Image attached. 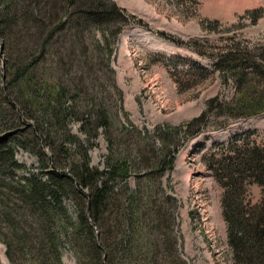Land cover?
Listing matches in <instances>:
<instances>
[{"label": "rangeland", "instance_id": "1", "mask_svg": "<svg viewBox=\"0 0 264 264\" xmlns=\"http://www.w3.org/2000/svg\"><path fill=\"white\" fill-rule=\"evenodd\" d=\"M113 1L135 18L116 40L108 38L109 46L104 45L101 28L94 25L83 26V29L69 27V66L63 82L67 91L65 118L51 121L49 114L45 117L46 123L41 118L40 107L18 108L20 114L33 113L40 119L38 124L49 128L48 143L54 147L45 146L47 140L39 133V143L35 142L33 128L36 124L29 121L27 126L22 125L0 93V115L8 116L0 119V135H9L8 140L11 135L19 137L27 147H16V160L26 169L13 179L18 180L31 172L41 174L39 169L45 164L37 152L42 147L48 156L56 153L54 157H59L62 169L68 171L71 165L76 166L84 160L85 148L89 146L88 161L94 169L102 171L108 169L110 162L126 161L128 187L155 195V200L173 213L169 222L177 239V256L164 255V264H174L173 260L177 259L187 264H237L228 244V225L223 216L224 190L213 174L209 159L212 153L220 158V151L237 135L264 146V112L231 119L227 115L237 113L238 109L224 107L226 111L219 113L214 108L205 117L206 127L190 139L184 140L175 134L165 139L163 135L171 133V127L186 124L208 111L213 97L219 95L223 101L231 99L233 84H225V74L215 71V56L225 52L229 45L252 49L264 44V0ZM256 16L259 18L255 21ZM72 40L76 43L72 44ZM101 41L103 44L98 46ZM5 55L0 40L1 69ZM24 92L28 98L33 95ZM36 92L43 95L45 89L39 88ZM99 105L106 110L110 126L97 127L96 137L91 138L85 128L90 130L93 124L85 127L76 116L95 115H89L90 111L98 110ZM159 127L161 131L158 132ZM72 134L77 137V143L72 140ZM62 143L69 151L64 156L58 153ZM177 144L179 146H175ZM170 151L174 152L175 161L164 172L163 163L166 165L170 158L165 154ZM45 166L54 168L48 161ZM3 179L11 180L10 177ZM123 185L118 179L114 187ZM245 187L252 204L264 195V188L256 183L247 182ZM161 189L173 195L176 201L165 203ZM79 203L74 195L64 202L73 218L78 215ZM51 221L53 231L59 236V264H83L84 254L78 243L67 239L72 236V229L64 227L61 217ZM2 225L0 235L10 238L9 227ZM27 226V236L42 232L37 222ZM96 230L98 233L100 229ZM151 239L154 241L151 237L147 245L141 247L146 255L150 254L147 247L152 245ZM9 242L16 264H45L46 257L37 258L40 248L30 254L22 243L11 238ZM30 245L37 247L38 243L31 241ZM47 251L42 253L49 255L51 249L48 254ZM8 253L6 242L0 238V264H13ZM135 264L144 263L137 260Z\"/></svg>", "mask_w": 264, "mask_h": 264}, {"label": "trees", "instance_id": "2", "mask_svg": "<svg viewBox=\"0 0 264 264\" xmlns=\"http://www.w3.org/2000/svg\"><path fill=\"white\" fill-rule=\"evenodd\" d=\"M134 18L113 0H0V40L6 54L4 70L0 68V93L22 125L27 126L29 121L36 124L37 127L33 128L35 142L39 143V133L47 140L45 146H53L48 143L49 128L44 129L43 124L39 123L40 126L37 123L40 119L33 113L20 114L18 108L28 110L35 105L40 107L43 112L41 118L46 123L48 120L45 117L49 114L51 121L65 118L67 91L63 82L69 66L71 40L67 38V33L70 25L78 29L89 25L101 28L104 45L109 46L108 38L111 36L116 40ZM258 18L256 16L254 20ZM72 42L76 43L75 40ZM101 42H98V46L103 44ZM224 50L215 56L214 65L215 71L225 74L224 83L233 84L231 99L223 101L219 95L213 97L208 103V111L186 124L171 127L172 132L164 134L163 138L175 134L184 140L190 139L206 127L205 117L214 108L219 113L226 111L224 107L238 109L237 113L227 115L231 119L264 112V44L255 45L252 49L229 45ZM111 55L112 50L109 49V57ZM39 88L45 89L43 95L36 92ZM24 91L33 93L31 101ZM99 108L90 111L89 115H95L76 116L85 127L93 124L90 130L84 127L91 138L96 137L97 127L110 126L106 110L100 105ZM7 117L0 115L1 120ZM93 117L96 118L92 120ZM7 136L0 135V228L3 223L8 226L10 238L22 243L28 253L34 254V250L40 248L37 258L46 257L45 264L61 263L57 242L59 236L53 231L51 221L52 218L61 217L64 227L72 229V236L67 239L78 243L83 251V264H135L137 260L139 263L143 260L144 264H164V255L177 256V239L169 222L173 219V213L166 211L155 200V195L128 187L129 166L126 161L119 159L110 162L106 170L94 169L88 161V146L84 160L76 166L71 165L66 171L62 169L59 157H54L56 153L49 157L42 147L37 152L39 159L45 165L47 161L52 163L54 168L42 165L39 169L41 174L31 172L14 180L18 172L26 169L16 160V147H27L19 137L11 135L8 140ZM71 136L77 143V137ZM68 152L62 143L58 153L64 156ZM173 153L165 154L170 158L166 165L163 163L162 171L172 167L175 161ZM219 154L220 158H216L217 154L212 153L209 163L224 190L223 216L228 225V244L233 258L237 264H264V195L252 204L245 187V183L250 182L264 188V146L237 135ZM157 163L159 165L160 161ZM3 177H10L11 180L6 181ZM118 179L124 187H114ZM161 191L165 203L173 204L176 201L173 195L163 189ZM72 195L80 200L76 218L69 214L64 204ZM29 220L38 223L42 231L40 234L33 232L26 235V226L31 225ZM151 237L154 241L151 239L152 245L147 247L150 254L148 252L146 255L141 247L144 248ZM0 238L6 242L8 256L16 264L10 252V238L2 235ZM31 241L37 242L38 246L32 247ZM50 249L49 255L42 253L48 250V254ZM173 261L174 264H187L182 259Z\"/></svg>", "mask_w": 264, "mask_h": 264}]
</instances>
